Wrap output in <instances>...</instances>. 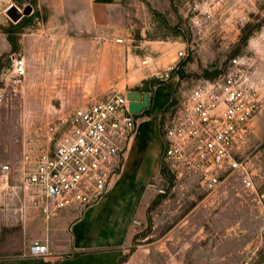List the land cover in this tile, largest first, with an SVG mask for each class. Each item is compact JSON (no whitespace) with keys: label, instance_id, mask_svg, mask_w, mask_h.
<instances>
[{"label":"rangeland","instance_id":"374dc122","mask_svg":"<svg viewBox=\"0 0 264 264\" xmlns=\"http://www.w3.org/2000/svg\"><path fill=\"white\" fill-rule=\"evenodd\" d=\"M196 1L197 27L192 23ZM125 2V23L106 33L94 24L84 31L61 24L78 15L77 0H0V33L26 61L19 85L4 83L9 56L0 61V84L7 91L0 105V256L21 254L41 232L43 217L29 214L34 210L17 200L23 193L20 163L24 145L48 146L46 125L57 115L106 100L114 91L142 88L147 81L153 89L163 83L153 74L176 63L182 49L188 56L174 75L182 92L206 72H226L233 55L250 57L255 76L264 82V0ZM39 30L44 34L34 36ZM147 55L149 65L143 64ZM243 157L256 192L245 188L238 171L224 173L226 181L214 192L204 190L198 175L160 174L149 181L123 264L257 260L264 249V198L259 197L264 194V111L255 118Z\"/></svg>","mask_w":264,"mask_h":264},{"label":"built area","instance_id":"2783aa9c","mask_svg":"<svg viewBox=\"0 0 264 264\" xmlns=\"http://www.w3.org/2000/svg\"><path fill=\"white\" fill-rule=\"evenodd\" d=\"M193 9L192 23L197 27V1ZM115 42L123 44L125 39L115 38ZM187 56L185 49L180 50L178 61L154 73V78L170 81L180 60ZM10 60L3 82L19 85L26 73L25 58L16 52ZM151 62L152 58L145 56L143 64ZM229 64L226 72L199 80L187 93L177 85L170 106L161 115L162 164L178 179L198 175L207 192H214L226 181L224 173L238 171L245 188L256 192L243 148L254 132L255 118L264 111V82L255 76L250 57L237 55ZM129 91L114 92L106 100L57 115L46 125L45 149L24 145L18 188L46 219L61 211L83 215L121 174L138 118L143 115L129 112ZM6 96V87L0 84V105ZM2 169L9 173L10 166ZM28 255L48 257L51 253L46 242L35 241ZM240 264H258V259Z\"/></svg>","mask_w":264,"mask_h":264},{"label":"crops","instance_id":"0c3cea01","mask_svg":"<svg viewBox=\"0 0 264 264\" xmlns=\"http://www.w3.org/2000/svg\"><path fill=\"white\" fill-rule=\"evenodd\" d=\"M77 1L81 3L78 15L67 18L65 22L62 20L61 24L72 29L75 26L79 31L89 29L94 24L108 33L126 21L123 14L127 6L125 0ZM42 34L44 31L41 33L39 30V34L34 36ZM13 53L16 51L12 50L7 35L0 33V61L9 56L8 69ZM177 84V79L173 78L154 86L148 111L138 118L137 130L127 149L121 174L100 201L87 208L83 215L61 211L55 217L46 219L38 209L28 204L23 194L17 195L21 206L34 210L29 214L43 217L41 232L21 254L0 256V264H123L133 228L142 215L145 187L161 174L165 141L160 119ZM129 90L133 89L127 88L122 93ZM35 241L46 242L51 255L29 256V247ZM258 264H264V249L259 255Z\"/></svg>","mask_w":264,"mask_h":264},{"label":"water","instance_id":"95a60500","mask_svg":"<svg viewBox=\"0 0 264 264\" xmlns=\"http://www.w3.org/2000/svg\"><path fill=\"white\" fill-rule=\"evenodd\" d=\"M30 12V8L26 10V14ZM127 98L129 100V112L131 114H140L149 107L150 94L148 92L129 91L127 92Z\"/></svg>","mask_w":264,"mask_h":264},{"label":"trees","instance_id":"16d2710c","mask_svg":"<svg viewBox=\"0 0 264 264\" xmlns=\"http://www.w3.org/2000/svg\"><path fill=\"white\" fill-rule=\"evenodd\" d=\"M234 56H237V55H233V56H231L230 57V59L232 58V57H234ZM215 77H217V76H212L211 74H209L208 72H206V75L204 76V78H206V79H212V78H215ZM150 82L149 81H147L146 83H145V86H143L142 88H135V89H133V91H139V92H151V87H150ZM155 85H157V84H154L153 86H155ZM174 103V102H173ZM170 106V104L165 108V110L168 108ZM148 111V109H146L142 114H144V113H146ZM161 174H164L165 176H167V175H171V173L163 166V164H162V169H161Z\"/></svg>","mask_w":264,"mask_h":264}]
</instances>
